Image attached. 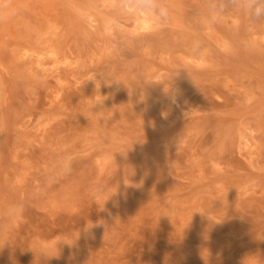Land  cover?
I'll return each mask as SVG.
<instances>
[{
	"label": "rangeland",
	"instance_id": "obj_1",
	"mask_svg": "<svg viewBox=\"0 0 264 264\" xmlns=\"http://www.w3.org/2000/svg\"><path fill=\"white\" fill-rule=\"evenodd\" d=\"M245 4L0 0V264H264Z\"/></svg>",
	"mask_w": 264,
	"mask_h": 264
},
{
	"label": "clouds",
	"instance_id": "obj_2",
	"mask_svg": "<svg viewBox=\"0 0 264 264\" xmlns=\"http://www.w3.org/2000/svg\"><path fill=\"white\" fill-rule=\"evenodd\" d=\"M150 7L155 8V3L149 5ZM248 14L256 20H264V0H246L245 4ZM159 16L163 19L168 15V10L165 7H159L158 10Z\"/></svg>",
	"mask_w": 264,
	"mask_h": 264
}]
</instances>
